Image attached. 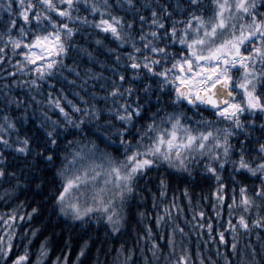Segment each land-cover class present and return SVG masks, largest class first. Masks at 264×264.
<instances>
[{
	"label": "snow or ice",
	"instance_id": "1",
	"mask_svg": "<svg viewBox=\"0 0 264 264\" xmlns=\"http://www.w3.org/2000/svg\"><path fill=\"white\" fill-rule=\"evenodd\" d=\"M0 189V264H264V0H0ZM49 208L79 224L74 258L69 234L33 260L39 227L14 254Z\"/></svg>",
	"mask_w": 264,
	"mask_h": 264
},
{
	"label": "trees",
	"instance_id": "2",
	"mask_svg": "<svg viewBox=\"0 0 264 264\" xmlns=\"http://www.w3.org/2000/svg\"><path fill=\"white\" fill-rule=\"evenodd\" d=\"M84 46H88V42H83ZM73 60H77L80 65H81V69H83L84 67L87 66V64L85 63V61L87 60L86 57L83 56H77L76 50L73 49L70 53L69 56L65 59V63L66 64H72ZM99 70V69H97ZM65 76L68 77L69 80L74 79L75 77L73 76V74L68 73L67 71H65L64 73ZM77 83H79V81L77 80ZM91 81H89V85H91ZM67 89V93L69 95V98H72V92L74 91V89L67 85V83L65 82L64 85ZM59 87V85H58ZM15 92H26V89H14ZM40 97H38L39 99ZM29 112H31V109H29ZM208 115V112H205V116ZM55 118V117H53ZM101 148L104 147V144L100 145ZM109 151H112V149L110 148ZM49 179H51V173H49ZM143 183V182H141ZM58 184V181H57ZM203 190L204 192H207V185L203 186ZM0 191H2V189H0ZM197 193H201V187H196L193 190V206L196 205L197 202V196L195 194ZM177 196H179L180 194L177 193ZM143 196L146 198L143 201L140 200H134L132 201V203L135 205L136 203H142V206L144 208L145 211H147L150 214V218L145 219L144 223L146 224H150L153 225L154 224V218H155V211L154 209H152L151 207V197L149 195V193L144 192ZM172 196V192H169V199ZM21 199H23L24 197L21 196ZM16 203H18V201H16ZM178 204L180 205V207H182L184 209L183 213L178 215L175 211H173V216L177 219V222H179L181 224L182 227H184L185 232L189 233V237L188 239L190 240V247L192 248L193 251H195L197 244L199 243L201 250L205 252L206 255H212L213 258L215 259V251H216V244H214L212 241L208 242V246L207 248H205L204 245V241L207 239V229H195L193 227V225L196 224L197 221L192 220V216H193V212L189 210V206L186 200H184L183 198H181L178 201ZM12 205H8V207H11ZM200 206L202 208L205 209L206 211V215L212 217V220L214 222L215 225V216L211 213L210 211V205L205 202V201H200ZM7 207L5 206V204L0 201V213H3L5 211H7ZM46 217H49L48 219H45V217H40L38 220L34 221L31 225H29V223L25 220L23 223V228L18 230V237L15 241V244L17 245L16 248L13 249V253H19L23 251V247L24 244L27 243V240H22L21 237L23 236V230L30 228V227H39L41 229V232L38 233V236L35 238H32L30 236L29 233V238L31 239L32 243L30 245V252L33 254L32 255V259H35V253L39 248V244L40 241L44 240L45 236H50L51 239L49 241V247L52 249V251L50 252V255L52 256V258H55L56 255H58L60 253V251L63 249V243L65 240H68L69 234H71L72 239L71 241H69V243L72 245L73 247V252H72V256L74 258V253L77 249V242L80 239V229H79V224H75L74 227L69 230L66 225L67 224H71V221H65L63 217H57L56 214L54 212L51 211V208H49L46 213H45ZM199 219V218H197ZM224 219H227V214L225 212L224 214ZM140 218L137 217L136 219L132 220L129 222V224L126 226V237L129 240V243H134L135 239H136V231H139L143 225L139 223ZM189 220L191 221V223H186L185 221ZM53 225H58L55 228V231L57 233V235L53 236L52 235V226ZM64 228V231L61 232V228ZM155 230V229H154ZM98 231L102 234L103 233V228H99ZM155 231H160V232H165L167 231L166 228H161ZM203 233V235H200L198 233ZM91 235L95 236L96 233L93 232L91 233ZM85 239L87 238V236L84 237ZM228 239L230 240L231 237L229 236ZM245 241L247 240V237L244 238ZM253 242H255V237H253ZM141 243H144L143 241ZM223 246H221V251H223ZM95 251V249H93V252ZM14 258V256H13ZM100 259L103 261L104 260V253L101 252L100 253ZM86 264H88V262H86Z\"/></svg>",
	"mask_w": 264,
	"mask_h": 264
}]
</instances>
